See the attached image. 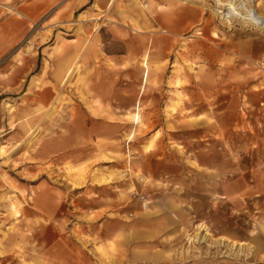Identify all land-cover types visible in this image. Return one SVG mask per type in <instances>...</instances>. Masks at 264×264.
Here are the masks:
<instances>
[{
  "label": "rangeland",
  "instance_id": "obj_1",
  "mask_svg": "<svg viewBox=\"0 0 264 264\" xmlns=\"http://www.w3.org/2000/svg\"><path fill=\"white\" fill-rule=\"evenodd\" d=\"M14 5L30 18L0 6V264H38L37 243L53 239L55 221L84 239L77 223L96 218L88 211L95 187L113 193L109 203L126 213L124 221L135 207L149 214L153 200L170 208L181 227L169 236L170 264H264V30L227 23V6L214 0ZM75 62L78 71L63 85ZM198 100L206 112L186 122L221 130L236 152V174L223 177L216 194L208 179L190 173L179 195L157 183L164 191L152 196V175L143 173L154 169L149 152L184 151L168 138L173 126L165 118L186 115L183 102Z\"/></svg>",
  "mask_w": 264,
  "mask_h": 264
},
{
  "label": "crops",
  "instance_id": "obj_2",
  "mask_svg": "<svg viewBox=\"0 0 264 264\" xmlns=\"http://www.w3.org/2000/svg\"><path fill=\"white\" fill-rule=\"evenodd\" d=\"M4 5H8L13 11L8 10ZM0 6L7 13L16 14L20 20L30 18L25 12L21 11L24 16L17 13L18 9L15 8L14 0H0ZM5 11L2 10L0 15L6 13ZM133 30L141 29L133 27ZM182 92H186L185 87L182 88ZM182 106L186 115L178 111L165 119L166 126L168 124L173 126L172 129L166 128L168 138L173 142L181 143L184 151L180 152L167 145L163 152L151 150L148 154L154 169L147 172L144 168L143 173L152 175L153 183L150 187L153 191L152 196L154 193L161 194L164 191L157 186V183L166 186V191L170 194L179 195L176 189L185 186L190 173L200 174L208 179L210 188L213 190L212 194H216L220 190L222 178L236 174L235 171L238 168L236 152L227 142L221 141V130L210 127L205 131L200 126H192L186 122L189 115L202 116L206 112L205 104L198 100L190 104L183 102ZM203 138L209 142H200ZM216 146H220L221 151L216 150ZM190 162L196 166L189 164ZM93 191L96 198L88 201V211L96 212L97 216L92 220L77 223L84 239L79 240L74 236L73 227L66 230L61 221H55L53 239L37 243L40 250L38 264L171 263L169 236L179 232L181 227L174 223L169 207L165 208L153 200L149 214H138V209L135 207L132 210L135 212L130 211L134 214V218L124 221L119 217L126 213L117 211V205L114 202L109 203V198L114 196L113 193L102 187H95ZM164 234L167 235L164 237ZM111 246L115 250L110 251ZM255 247L257 250L258 246Z\"/></svg>",
  "mask_w": 264,
  "mask_h": 264
},
{
  "label": "bare ground",
  "instance_id": "obj_3",
  "mask_svg": "<svg viewBox=\"0 0 264 264\" xmlns=\"http://www.w3.org/2000/svg\"><path fill=\"white\" fill-rule=\"evenodd\" d=\"M113 1V0H111ZM217 2L218 6H227V13H224V17L223 20H225L227 23L231 24L235 21H241L243 25L245 26H253V27H257L260 28L261 30H264V17H261L257 12H256V8L257 5L259 4V1L257 2V0H251L254 2V5H244L243 1L241 0H214ZM8 10L13 11V9L11 7H9L8 5H4ZM244 9V12H240L239 9L241 8ZM18 14L23 15L21 12L17 11ZM24 16V15H23ZM98 27H96L97 29ZM167 32V30H165ZM31 48V44L28 46V50ZM79 65L77 62L74 63L73 66H71L68 69V72L66 73V75L64 76V78L62 79V84H68L70 82V79L72 78L73 74H75L78 71ZM59 101V96L55 97V100L53 101L51 107L49 108L48 111V116L52 114V112L55 109V104H57ZM38 129H28L27 130V136H26V140H24L26 142H29L30 140H32V138L34 137L36 130ZM22 143H18L14 146V148H18L19 146H21ZM13 148V149H14ZM6 154V151L0 147V155H4ZM7 156V155H6ZM99 181L101 184L106 183L108 180L106 177H100L99 176ZM17 212L13 213L16 214ZM16 216V215H14ZM197 234L199 233H203L204 235L202 236L204 238V240L207 239V236H209L210 234L208 233L206 227H204L203 225H199L197 228ZM189 237L188 239L190 241H194L195 240V236H193L192 234H188ZM195 235V234H194ZM198 237H196L197 239ZM200 239V238H199ZM220 243H229V239H225L223 237L220 238ZM230 244V243H229ZM227 245V244H226ZM232 247H237L238 245L243 248V246L245 245V243H236V242H232L230 244ZM229 245V246H230ZM230 246V247H231ZM234 249V248H233ZM236 250V249H234ZM240 253V252H239Z\"/></svg>",
  "mask_w": 264,
  "mask_h": 264
},
{
  "label": "built area",
  "instance_id": "obj_4",
  "mask_svg": "<svg viewBox=\"0 0 264 264\" xmlns=\"http://www.w3.org/2000/svg\"><path fill=\"white\" fill-rule=\"evenodd\" d=\"M136 195L139 199L144 200V197L136 192Z\"/></svg>",
  "mask_w": 264,
  "mask_h": 264
}]
</instances>
